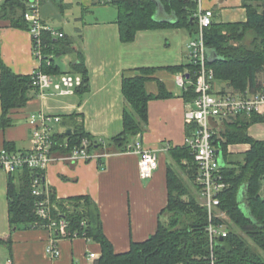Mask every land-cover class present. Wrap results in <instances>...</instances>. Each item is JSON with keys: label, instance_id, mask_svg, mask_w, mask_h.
<instances>
[{"label": "crops", "instance_id": "obj_1", "mask_svg": "<svg viewBox=\"0 0 264 264\" xmlns=\"http://www.w3.org/2000/svg\"><path fill=\"white\" fill-rule=\"evenodd\" d=\"M99 4V0H39L42 19L63 31L72 40L73 47L81 52L87 87L74 88L73 92L65 94L53 89L39 93L33 88L24 106L10 109L11 123L0 128V149L16 152L33 146L29 122L32 114L43 112L61 116L57 133L71 132L76 124L82 123V130L101 144L89 152L100 156L63 159L67 151L57 149L55 156L60 159L51 162L42 173L44 184L60 199L89 195L99 209L102 230L114 252L122 253L129 250L131 242H142L154 234L159 220L164 218L161 210L168 202V153L164 148L184 145L187 136L184 112L187 102L176 83L183 70L172 72L168 67H184L190 62L188 43L194 35L186 29L191 37L186 43L179 42L176 36L184 27L166 26L140 29L132 40H122L117 22L118 8L115 15L104 17L98 12ZM203 7L213 10L216 21L246 20L242 0H203ZM154 17L172 22L176 16L167 13L161 4ZM0 50L4 63L17 74H31L39 67L29 31L12 27L10 21L2 17ZM66 56L63 70H68L71 60L76 58L73 53ZM141 67H156L145 83L148 93L158 94L159 82L172 93L164 99L148 101L147 126L131 140L140 137L145 147L158 155V168L152 177L145 179L139 175L137 154L109 143L122 129L123 111L127 105L122 92L123 77L136 75ZM248 134L264 140V120L251 124ZM249 148L248 143L228 144L225 164L234 161L228 159L229 156H243ZM20 176V172L10 175L0 168V238H10V247L1 244L8 250L4 262L94 264L101 255V246L92 238L57 237L55 241L60 254L51 258L45 249L55 238L52 231L45 227L11 228L7 185L12 177L19 186ZM89 253H95L96 257H89Z\"/></svg>", "mask_w": 264, "mask_h": 264}, {"label": "trees", "instance_id": "obj_2", "mask_svg": "<svg viewBox=\"0 0 264 264\" xmlns=\"http://www.w3.org/2000/svg\"><path fill=\"white\" fill-rule=\"evenodd\" d=\"M167 13L175 14V20L155 19L156 0H114L118 8V27L122 40H132L140 29L157 27H184L195 33V21L192 14L196 4L191 0H160ZM246 11V20L240 22H213L204 29L207 64L213 69L215 82L220 90L226 87L233 90H252L260 86L259 74L264 72V0H242ZM23 0H4L0 3V17L10 21L12 27L28 30L24 21ZM250 36L249 44L245 38ZM75 54L68 70H63L56 57ZM42 54L40 70L49 74L78 73L82 83L77 89L87 87V73L83 57L73 47L72 40L63 34L54 37L49 33L42 34ZM50 57V63L46 58ZM188 68L185 73L188 82L182 89L181 96L188 103L195 97V67L191 62L184 67H168L172 72ZM167 68V67H166ZM156 67H141L134 76L123 77L122 92L126 100L123 111L122 129L110 142L118 149H125L127 144L141 133L148 123V101L154 98H165L172 95L159 82V93L154 95L146 91L145 83L151 78ZM223 84V85H222ZM32 86L31 74H17L6 65L0 50V128L11 123L10 109L22 107L30 98ZM264 120V115L244 114L225 121L219 130V139H215L224 160L227 158V145L231 143H248L242 161H229L221 167L222 175L228 186L219 194L220 209L228 216L227 235L215 241L214 255L216 264H264V140L254 139L248 134V127ZM186 134H190L192 122H186ZM82 123L75 125L71 132L58 133L60 139L67 138L68 146L80 145L83 138L90 141L88 150L96 149L101 144L82 130ZM168 162L166 181L168 202L160 219L157 230L142 242H131L126 252L116 253L111 242L102 230L99 209L89 195H77L64 199L56 198L50 189L49 195L58 209L52 208L51 215L67 222L68 233L92 238L100 243L101 255L94 264H205L209 255V240L206 231L208 214L189 191L181 173L195 183L197 167L191 149L185 143L182 146L167 149ZM20 172L21 183L18 186L13 178L7 185L9 201L8 216L11 228H36L45 226L35 210L37 196L32 193L31 179L40 175L28 168ZM14 173H9L14 174ZM42 174V173H41ZM43 175V174H42ZM224 223L227 220L214 218ZM57 237V233H54ZM10 247V238H0V244ZM77 264V263H73Z\"/></svg>", "mask_w": 264, "mask_h": 264}, {"label": "built area", "instance_id": "obj_3", "mask_svg": "<svg viewBox=\"0 0 264 264\" xmlns=\"http://www.w3.org/2000/svg\"><path fill=\"white\" fill-rule=\"evenodd\" d=\"M4 0H0V3ZM114 0H99L100 3L108 4ZM158 7L162 1L156 0ZM196 4L192 14L195 21V33L188 43L189 59L195 67L196 79L194 89L196 97L188 102L185 109V119L193 123V127L185 144L191 149L194 162L197 167L195 183L198 187L201 205L206 207L208 214V224L206 231L209 240V255L205 264H216L214 255V245L217 238L227 235V226L223 223L217 224L214 218L219 217V213L226 212L220 209L219 194L228 186L223 180L221 165L219 163L218 147L215 139L218 138L219 124L231 120L238 115L264 114V82L252 90L245 91L233 89L220 90V86L215 82L213 69L207 64L206 45L204 40V29L214 20L213 10L203 7V0H191ZM24 21L27 22L28 31L32 38V50L35 57L41 61L42 54V34L49 33L54 37H62L63 31L46 23L40 14L39 0H23ZM50 57H47L49 64ZM41 63V62H40ZM188 70L180 73L176 78V83L182 89H186L188 79L185 76ZM32 86L39 92L53 89L61 94L71 93L74 88L82 83L81 75L76 73H61L59 75L49 74L40 70L39 67L32 73ZM190 82V81H188ZM32 124L33 146L26 151H7L0 149V168L8 173H14L23 168L40 173L33 175L31 179L32 193L37 196L36 214L46 221L45 228L53 233V238L46 246V253L51 258L59 257L60 250L56 244L57 237H78L76 233H68L67 222L63 219H56L51 215L52 208L58 209L57 205L50 199V189L44 184V171L56 159V150L67 148L68 139L57 137L56 126L61 122V116L45 114L39 112L30 116ZM89 139L83 138L80 145H75L67 150L63 159H89L98 157L99 154H92L88 150ZM165 150L168 147L164 148ZM126 150L133 151L138 156V171L141 178H150L158 168L157 153L143 144L140 137L127 144ZM57 233V237L54 233ZM89 257H96L95 253H89ZM2 264H12L10 260ZM183 264V263H179Z\"/></svg>", "mask_w": 264, "mask_h": 264}, {"label": "rangeland", "instance_id": "obj_4", "mask_svg": "<svg viewBox=\"0 0 264 264\" xmlns=\"http://www.w3.org/2000/svg\"><path fill=\"white\" fill-rule=\"evenodd\" d=\"M98 7H100L99 8L100 11H98V12H100L101 14H103L104 17L105 16H110V14L111 15H113V14L115 15L116 14V11H117V7L114 4H104V3H100ZM77 14L79 15V9H77ZM70 17L72 18V16H70ZM190 37H191V35H189V33L186 30V28H180L179 35L176 36V38L179 40V42L180 41H183V43H186L187 40H188V38H190ZM250 39H251L250 36H247L245 38L246 44H249ZM68 56H70V55H68ZM65 60H67V56L66 55H63V56H60V57H56V61L63 68L66 66ZM258 81L264 82V72L261 73V74H259ZM218 86H220V84H218ZM234 90H236V89H234ZM236 91H240V90H236ZM223 123L219 124L218 126L221 128L223 126ZM218 135H219V131H218ZM217 139H219V136H218ZM243 157H244V155L243 156L233 155V156H229L228 159H232V160H234V161L237 162V161H242ZM181 175L184 178V180H185L184 182L188 186L189 191H191L192 195L201 204V198L198 195L199 192L196 189L195 185H193V182L192 181H189L187 179V176L183 172L181 173ZM163 215H164V219H166L167 216H168V214H166V213L163 214ZM218 218L227 220L226 222L223 223L225 226H227V223H229V220H228L229 218H228L227 214H225V213H219V217ZM7 254H8V250H7L6 246L0 244V264L2 262H4L6 256H8Z\"/></svg>", "mask_w": 264, "mask_h": 264}, {"label": "water", "instance_id": "obj_5", "mask_svg": "<svg viewBox=\"0 0 264 264\" xmlns=\"http://www.w3.org/2000/svg\"><path fill=\"white\" fill-rule=\"evenodd\" d=\"M67 131L70 132L69 130ZM218 154H219V163L221 166H223L225 164V160H224L223 154L220 149H218Z\"/></svg>", "mask_w": 264, "mask_h": 264}]
</instances>
